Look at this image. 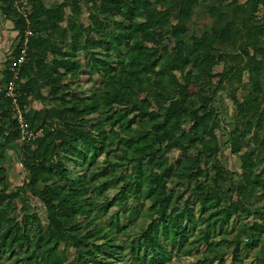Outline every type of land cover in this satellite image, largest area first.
I'll return each mask as SVG.
<instances>
[{
  "label": "trees",
  "instance_id": "16d2710c",
  "mask_svg": "<svg viewBox=\"0 0 264 264\" xmlns=\"http://www.w3.org/2000/svg\"><path fill=\"white\" fill-rule=\"evenodd\" d=\"M0 9L26 21L6 63L28 44L0 81V264H264V0Z\"/></svg>",
  "mask_w": 264,
  "mask_h": 264
},
{
  "label": "rangeland",
  "instance_id": "374dc122",
  "mask_svg": "<svg viewBox=\"0 0 264 264\" xmlns=\"http://www.w3.org/2000/svg\"><path fill=\"white\" fill-rule=\"evenodd\" d=\"M160 6L164 7V3L161 2ZM87 16H88V13L86 11L85 17H87ZM209 23H211V18L202 9V11L200 10L199 14L193 20V27L197 31H201V29H203ZM25 25H26V21H23V22H20L19 28H15L16 23L13 22L12 20L6 19L2 13V10L0 9V81L3 78V75L8 70H11V65L6 63V59L9 56V52L11 51V48L16 45L17 40H15V38H16V35H18L20 32V30H18V29H20V28L22 29V27H24ZM221 70H222V67H218L215 70V73L219 74L221 72ZM245 78H247V77H245ZM80 79L81 80L78 83L85 89L88 87H91L95 83H98L97 77L92 78L91 82L88 79L87 75H82ZM71 80H72L71 78H67L66 82H71ZM192 80L195 82H199V77H192ZM235 81L239 82V81H241V78L239 76H235ZM35 106L36 107H42L43 103L37 102L35 104ZM227 107L228 108L230 107V112H231L232 108H233L231 100H229ZM218 119L220 121H223L224 114L220 113L218 116ZM221 138L224 140H227V136H225V135H221ZM230 161H231V159L227 158L226 162L230 163ZM24 174H25L24 169L21 170V166L18 163V161H16V159H13L10 163L9 172H8V176L11 179V181L13 182V184L17 185L18 183H20V181L24 177ZM256 179L254 181H256ZM238 202L240 205L242 204L241 201L238 200ZM247 202L252 203V199H248ZM42 216L44 217V213L42 214ZM227 257H228V260H230V255H228ZM193 259L194 258L191 256L184 255L181 259H176L175 261L180 262L181 264H190L193 261Z\"/></svg>",
  "mask_w": 264,
  "mask_h": 264
},
{
  "label": "built area",
  "instance_id": "2783aa9c",
  "mask_svg": "<svg viewBox=\"0 0 264 264\" xmlns=\"http://www.w3.org/2000/svg\"><path fill=\"white\" fill-rule=\"evenodd\" d=\"M25 16H26V14H25ZM30 33H31V30L26 31L27 36L30 35ZM23 46H24V48H23L22 55L19 58H17L15 61H13L9 64V65H11V70L14 72L15 77L18 76L19 70L25 61L26 53H28L27 52V47H28L27 40L24 41ZM6 97L8 99H12L14 101L15 107H16L18 114H19V120L22 124V128H23V130H25L26 124H25L24 118L22 117V114H21L20 105L16 99V92H15L14 83L10 84V87L6 93Z\"/></svg>",
  "mask_w": 264,
  "mask_h": 264
},
{
  "label": "crops",
  "instance_id": "0c3cea01",
  "mask_svg": "<svg viewBox=\"0 0 264 264\" xmlns=\"http://www.w3.org/2000/svg\"><path fill=\"white\" fill-rule=\"evenodd\" d=\"M17 36V35H16Z\"/></svg>",
  "mask_w": 264,
  "mask_h": 264
}]
</instances>
